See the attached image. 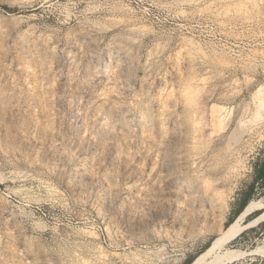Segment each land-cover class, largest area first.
Segmentation results:
<instances>
[{"label": "rangeland", "instance_id": "374dc122", "mask_svg": "<svg viewBox=\"0 0 264 264\" xmlns=\"http://www.w3.org/2000/svg\"><path fill=\"white\" fill-rule=\"evenodd\" d=\"M263 165L264 0H0V264H188Z\"/></svg>", "mask_w": 264, "mask_h": 264}, {"label": "bare ground", "instance_id": "6f19581e", "mask_svg": "<svg viewBox=\"0 0 264 264\" xmlns=\"http://www.w3.org/2000/svg\"><path fill=\"white\" fill-rule=\"evenodd\" d=\"M228 123H229V121L227 122V124ZM244 130H245L244 124L243 123H238L237 127L235 129H233V131H232V133L230 135L231 137H229V138L231 140H237L241 136V134L244 132ZM200 131H202V130H200ZM261 209H264V204L257 203V202H254V201L249 202V204L245 207L243 212L240 213V215L226 229H224L220 233V235L212 242V244L209 247V249L204 254L199 256L192 264H229L231 262V260L233 258L237 257L238 255L234 251L225 249L226 244L229 242L230 239L235 237L237 234H239L244 229L245 224H246V219L250 215H252V213H254L257 210H261Z\"/></svg>", "mask_w": 264, "mask_h": 264}, {"label": "trees", "instance_id": "16d2710c", "mask_svg": "<svg viewBox=\"0 0 264 264\" xmlns=\"http://www.w3.org/2000/svg\"><path fill=\"white\" fill-rule=\"evenodd\" d=\"M256 183L257 184H261L264 186V165L262 167H260L257 172H256ZM249 204L248 199L244 198L243 202L240 205L239 211H238V216L240 215V213L243 212V210L245 209V207ZM237 216V217H238ZM259 216V215H258ZM236 217V218H237ZM252 220V219H251ZM250 221V220H249ZM194 261L193 259L191 261L188 262V264H192Z\"/></svg>", "mask_w": 264, "mask_h": 264}]
</instances>
